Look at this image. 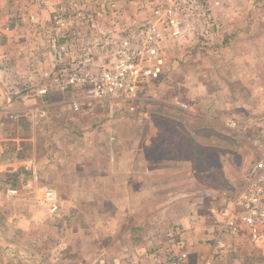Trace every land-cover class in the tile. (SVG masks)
<instances>
[{"label": "rangeland", "instance_id": "374dc122", "mask_svg": "<svg viewBox=\"0 0 264 264\" xmlns=\"http://www.w3.org/2000/svg\"><path fill=\"white\" fill-rule=\"evenodd\" d=\"M51 1V5L45 6L44 0H15L14 5H12L13 2H9L0 12V65H3L4 68L9 67L8 64H14L18 69L34 66L41 69V72L38 71L36 73L35 83L39 85L35 88L33 83L34 79L28 80L27 73H21L23 71L20 73L13 70L1 72L0 75L2 78L0 82L4 83V90L0 89V91H2L3 94L10 91L9 93L11 95L15 93V95L22 98L24 96L39 94V96L35 98L37 101H42L45 98L43 95L46 94L41 92V90L48 87V92L50 91L48 98L55 102H63L61 104L52 105L51 109H49L47 120L43 117L39 119L36 124L39 147L42 151L46 152L40 156L42 169H45V163L48 161H52L55 166L46 174L43 173L41 177H38L36 182H32L31 184L29 180H26L23 181L22 186L26 188V191L30 190L31 195L33 193V195L39 197L40 204L42 205L41 208H44L47 213L50 212L49 221L45 219L47 217L45 214L39 216L42 218V223H48L55 228L58 226L56 229L57 232L56 230H54V233H51L50 230H41L40 234L38 233L41 238L37 247L38 250L40 247V250H44L47 243H50L47 244V246L50 247L52 244L54 245V242H58V240L61 241V239L69 235L66 231V227L72 228L79 223L89 225V228H87L88 231L85 233L84 248L86 250L90 249L94 237L95 241L100 239V246H102V248L105 244L106 248L110 249L114 247L113 240L118 236L123 239L124 235L123 233H109L103 228V226L107 228L109 217L105 218L100 215V217L95 216L92 212L88 217H76V213L74 214L76 210L69 206L76 205V203L79 202L81 205L83 203L86 204L85 207L89 210L92 209V211H95L94 209L97 207L96 200L93 198V189H91L93 181L90 183L91 187H85L88 189V193L85 194L88 199L68 198L69 195H75V193L76 197L84 194L78 189L76 181H73V184L68 181V175H72L73 177H76V175L73 174L74 171L72 167L68 168L67 165H64V162L69 161L66 160V158L69 157L67 150L75 149L77 146H80V150L89 151L93 145V132L101 128L104 123H108L109 120L114 119L117 123L115 125L116 131L120 134L122 141L127 140L135 144V146L137 144L141 145L142 142L140 141H142V139H144V144L146 140L149 141L150 145L153 147H146L144 151L149 159L153 160L157 158L155 149L157 145L156 135H163L162 131H165L167 136L163 135V137H161V143L165 139V144L170 150L174 149L175 144L178 149L176 153H179L181 157H184V154L188 156V148H185V139H187L185 138V134L188 133L189 129H192V111L205 112V110H209V105L212 102L214 103V109L215 107H221V100L224 102V108H222L223 116L234 114V116H237L242 121L251 125L246 131L247 134L257 132L259 129H254L255 124L252 125V123H255L258 121L257 119L259 117L264 115V0H260V4L256 3L254 8L240 9L226 7L221 9L219 12L221 19L218 29L214 28L212 25L214 24L217 26L216 19L214 18L215 22L210 20L209 15L211 14H209L208 8L206 12H201L199 15L192 13V16L186 17V20H189L188 18L191 19L189 22H186V25L184 24L181 27L183 29L177 36L172 34L171 28H168L165 34H162L164 37L163 54L166 61L164 74L158 81H155L147 87L138 99L131 102H119L114 107L109 108L105 106L97 107V105H84L78 110L74 109L73 104L70 106L69 100L72 101V99L76 97H83L84 94L81 89L77 87L70 90L64 88V84L61 82L63 75L65 76L64 70L71 69L70 74L71 77L74 78L76 70L75 65H78L79 62L84 59V54L88 49L92 51L96 49L97 60L101 59V51L95 48V44L102 39V33L106 31L105 29L113 25V20L119 21V19H123L126 21L130 19V17L134 18L137 16L134 15V13L137 14L141 11H144L143 17L145 18L141 17L140 20H147L150 16H156L153 5L161 0ZM241 10H245V13H240ZM148 11H150V13ZM243 14H245V17H243ZM182 15L184 14H180L181 17ZM235 18H237V21H232V19ZM255 18H257L260 23H250ZM160 19L161 18L154 19V24L161 33L162 22ZM24 27L26 29L25 31H27L28 28L31 29L33 35L32 44L38 46L37 50L33 48L34 52H37V58L39 59V62L36 64H33L32 61L28 62L27 57H17L16 54H14V56H5L7 52H17L16 49L12 48L18 42L13 38V33H15V35L19 34V32L22 31H20V29ZM24 38V41L27 42V37ZM48 43H51V46H49ZM44 45L47 46V51L51 50L52 59L50 64L48 61L49 57H47V64L44 58ZM65 53L66 55H62V60H60V54ZM93 55L94 54H92V56ZM213 61L215 62L214 67L224 69L222 73L223 78L227 76L233 78L236 74L241 78V74L245 72V78L251 81V85L243 88H232L229 86L225 88H209L210 91H215L217 95L213 101H208L209 104H204L206 101L204 94L208 89L203 85H197V82L196 85L192 84V77L198 78L199 81L204 77L210 78L211 73L206 72L204 69L208 65H212ZM240 64L244 65V67L240 66ZM225 67H228V70H226ZM45 69H47L46 74L44 73ZM259 77L262 81L260 87L258 85L260 83ZM23 79L26 81H22ZM240 81L243 82L244 80L241 79ZM6 85H8L7 88ZM34 90L35 92H33ZM231 90H238L239 93H241L240 97L243 102L240 103L238 107L232 106V104L224 98L232 97ZM2 93L0 92V96ZM229 94L231 95L229 96ZM195 97L196 99L200 97V100H195ZM208 98L211 99L212 97ZM22 103L26 105L25 102ZM207 113L210 112L208 111ZM218 113L221 114L220 112ZM196 126H198V124ZM49 132L55 133V136L51 138L48 136ZM210 132L211 131H208L207 133ZM178 133L182 135L178 137L179 141L176 142L173 139L177 137H173L172 135ZM207 133H205V136ZM196 139L198 140V137ZM51 142L54 143L52 146L53 153L49 152ZM201 143L203 144L204 142L201 141ZM57 148L59 150H64L65 153L58 155L56 151ZM169 149H164L163 147L162 155L164 158H170L169 155H173L169 153ZM69 153L71 157L72 152L69 151ZM74 155L76 154L74 153ZM191 158L192 153L191 157L186 161ZM30 163H32V161H29L25 166L28 172H31L30 169L34 168V164H31L30 168ZM168 164L172 166L171 162ZM57 167L60 169L58 170ZM247 167L248 164L245 165V171ZM156 169V167H152L151 173H154L152 171H156ZM172 170L174 171L177 169L159 168V172H162V174ZM180 170L182 172L181 177L186 178V181L191 183L192 167L185 166L182 169L180 168ZM37 171L39 172L38 168ZM64 171L65 173L62 175ZM193 171L199 173V171L195 169H193ZM247 171L243 175L244 178ZM122 172L121 177H123L124 172H126V168L123 169ZM4 177V180H0V196L4 194L5 197H8L9 194L13 196L17 191L20 193L23 192V187H21L22 191H20V189L12 186L14 185L13 181H8L6 179L9 178L8 172L5 173ZM90 178L94 179V174H90ZM244 178H242L237 187L228 192V196L234 195L242 188ZM187 182L184 186L182 185V191ZM118 186H121L123 191V183ZM95 190L96 189H94V193L96 192ZM50 192L53 194V199L48 200L46 198H48ZM57 195L60 196L61 200ZM108 204L109 203H107V206ZM118 204L124 207L123 202L120 200ZM65 205L69 206V213H66L67 207ZM214 207H212L210 212L207 213V216H205L211 224L213 221L211 216L212 209ZM11 211L13 214H11ZM11 211L6 210V214L0 211V223L5 221L4 223L10 224L12 222V217H14L16 212H20V209L12 208ZM147 217L148 216H143L144 222L147 221ZM28 218L29 217H26L24 219V217H21L20 220H22V223L20 222V225H28V223H30L28 222ZM139 222L140 219L138 217H132V220L128 217L127 221L122 219L120 224L123 226ZM92 225L98 228L102 227L101 232L97 230L93 231L91 228ZM207 227L208 229L211 228L210 225ZM168 229L158 236L155 234L159 239L162 238L163 235L166 242L151 243V245H146L151 247H144L143 250L137 245L139 248L136 249L134 253L128 254V257L125 259L126 261L117 262V264H150V262H146L144 256L147 257V253L149 254L155 250L161 251L164 256L168 253L176 256L182 255L184 256L183 260L186 264H200L192 259V249L185 246L182 238L184 233L178 230L170 232ZM6 234H9V236H4L3 238L7 241H13L15 239V233L6 232ZM24 234L22 238L18 236V243L21 242L27 245V238L32 236V233L26 231ZM207 234L209 233L207 232ZM87 237L90 240L89 242ZM214 240H216V233L214 237L209 240L212 244L211 257L207 260V263L204 264H264V233L259 238L254 239L249 235L248 231L243 228L239 233H225L221 237V243L216 247L213 245ZM121 245L123 247L122 252H124L126 247L125 242ZM7 250L8 249L4 247H0V264H35L27 257L20 258L14 256V260H12V255H14L15 252ZM34 250H36V248H32L29 245L26 246V250L23 252L30 255ZM58 252L60 254L59 249H57L55 254H58ZM112 252L113 250L110 249L107 254L110 255ZM140 256H142L141 260L144 259L143 262L131 263V259H137ZM108 257L107 255V257L102 258V263L100 264H115L114 260L117 257H114L113 261H110ZM119 259L122 258L119 256L117 260Z\"/></svg>", "mask_w": 264, "mask_h": 264}, {"label": "crops", "instance_id": "0c3cea01", "mask_svg": "<svg viewBox=\"0 0 264 264\" xmlns=\"http://www.w3.org/2000/svg\"><path fill=\"white\" fill-rule=\"evenodd\" d=\"M259 1L260 0H205L209 14H211L209 15L210 20L214 21L216 19L217 26L212 24L216 29L219 28L218 25L221 19L219 12L221 9L226 7L240 9L254 8L256 3L260 4ZM241 11L240 13H245V10ZM143 12L144 11L138 12L139 14L134 13V15H137L135 18L140 19L143 17ZM148 12L150 13V11ZM244 15L245 14H243V17H245ZM161 16L164 17L165 14L163 13ZM172 16L178 17L177 14H173ZM151 17L152 16L149 18ZM232 21L236 22L237 18L232 19ZM122 22H124L123 19ZM161 22H164V20H161ZM250 23L258 24L260 22L255 18ZM25 30L24 27L20 29L21 32H19V34L15 35V33H13V38L18 42L12 48L16 49L17 52H7L5 56H14V54H16L17 57H27L28 62L32 61L33 64H36L39 62V59L37 58V52H34V50H37L38 46L32 44L33 35L31 29L28 28L27 31ZM24 37H27V42L24 41ZM45 45L43 46L44 58L47 64V57H49L48 61L50 64L52 59L51 50L47 51V46ZM48 45L51 46V43H48ZM214 64L215 62L213 61L212 65H208L204 69L206 72L211 73L210 78L204 77L199 81L198 78L192 77V84L196 85L197 82V85H203L208 89L204 94L206 98L204 104H209L208 101H213L217 95L215 91H210L209 88H225L226 86L243 88L251 85V81L245 78V72L241 74V78H239L237 74L233 78H230V76L223 78L222 73L224 69L214 67ZM8 65L9 67L5 68L3 65H0V73L6 70H13L18 73L23 71L21 73H27L28 80L34 79V88L39 85L35 83V78L36 73L41 69H38L36 66L26 67L27 69H18L14 64ZM240 66L244 67L242 64H240ZM225 69L228 70V67H225ZM44 73H47V69H45ZM1 78L2 76L0 75V80ZM241 79L244 81H240ZM22 81L26 80L23 79ZM3 84L4 83L0 82V89L4 90ZM258 85L259 87L262 85L261 78ZM7 87L8 85H6V88ZM0 92L2 93V91ZM9 92L4 93L5 95L2 93L0 96V180H4L5 173L8 172L9 178L6 179L8 181H13L14 185L12 186L22 191L21 187H23V181L29 180L32 184V182H36L38 177H41L43 173L46 174L55 166L52 161H48L45 163V169H42L40 156L46 152L42 151L39 147L36 124L38 120L43 117L47 120V115L52 105L61 104L63 102H55L49 99L48 94L50 91L46 93V95H43L45 98L42 101H37L35 98L36 96L38 97L39 94L24 96L22 98L15 95V93L11 95ZM33 92H35V90ZM230 92L232 97L224 98L227 99L232 106L238 107L239 104L243 102L240 97L241 93H239L238 90H231ZM231 94H229V96ZM208 97L212 98L209 99ZM194 99L200 100V97L197 99L195 97ZM75 100L80 104L79 109L84 105H97V107L105 106L109 108L122 102H98L85 99L84 97H76ZM22 102H25L26 105H23ZM69 103L71 106L72 101L69 100ZM220 103L221 107H215V109L214 103H210L209 110H205L206 113L202 111H192V129H189L188 133L185 134V138H187L185 139V148H188V156L184 154V157H181L179 153H176L178 149L175 144L174 149L170 150L165 144V139L161 143V137H163V135L167 136L165 131H162L163 135H156L157 145L155 149L157 158L153 159V161L149 159L146 152H144L146 147H153L150 145L149 141L146 140L144 144V139H142V141H140L142 144H137L136 146L127 140L122 141L120 134L116 131L115 125L117 123L114 119L109 120L108 123H104L101 128L93 132V145L89 151L80 150V146H77L75 149L67 150L69 157H67L66 160L69 161L64 162V165H67L68 168L72 167L74 171L73 174L76 175V177L68 175V181L71 184L74 183L73 181H76L78 189L84 194L76 197L75 193V195H69L68 198L88 199L85 195L88 193V189L85 187H91L90 183L93 181L91 189H93V194L95 195H93V198L96 200L97 205L94 209L95 211L86 208V204L84 203L81 205V203L77 202L76 205H69L70 208L76 210L74 211L76 217H88L91 212L95 216L100 215L105 218L109 217L108 229L106 226H103V228L109 233H123L124 235L123 237L125 239L118 236L113 240L114 247L110 248L113 250L110 255L107 254L110 249L106 248L105 244L102 248V246H100V239L95 241V237L92 239L93 243L90 249L86 250L84 248L85 233L88 231L87 228H89V225L82 223L76 224L72 228L66 227V231L69 233L67 237L61 239V241L58 240V242H54V245L52 244L50 247L47 246V244L50 243H47L44 250H40L41 247L38 250L37 247L41 240L38 233L40 234L41 230H50L51 233H54V230H56L58 226L55 228L48 223H42V218L39 216L45 214V216H47L45 219L49 221L50 212L48 211L49 213H47L44 208H41L42 205L40 204L39 197L33 195V193L31 195L30 190L26 191L25 187H23L22 193L19 191L15 192V196L11 194H9L8 197H5L4 194L0 196V211H2V213L6 214V210L11 211L12 208L20 209V212H16L14 217H12V222L10 224L4 223L5 221L0 223V247L8 249L7 251L15 252V254L12 255V260H14V256L20 258L27 257L35 264H100L102 263V258L107 257V255L110 261H113L114 257L118 258L120 256L122 259L117 260L116 258L114 260V263L117 264V262L126 261L125 259L128 257V254L134 253L139 247L143 250L144 247H151L146 246L149 244L151 245V243L166 242L163 235L162 238L159 239L155 234L157 236L163 234L162 232L167 231L169 227L168 230L170 232L178 230L184 233L182 237L183 241L187 248L192 249V259L194 261L200 264L207 263V260L211 257L212 244L209 240L214 237V222L212 221L211 224L205 216H207V213L210 212L212 207L221 205L228 197V192L239 185L242 178H244V173L250 168L251 162L255 158V154L246 140V136L249 137L246 131L251 125L242 121L237 116H234V114L223 116L222 108H224V102L221 100ZM208 111L210 113H207ZM257 120L258 121L255 123H252V125L255 124L254 129H263L264 115ZM232 123L234 125H232ZM197 124L198 126H196ZM208 131L211 132L207 133ZM205 133H207L206 136ZM54 134L53 132H49L48 136L52 138V136H55ZM180 135L182 134H173V137H177L173 140L178 142V137ZM197 137L198 140L196 139ZM201 141L204 143L202 144ZM53 144L54 143L51 142L49 148V152L51 153L54 152L52 147ZM163 147L164 149H169V153L173 154L169 155L170 158H164L162 155ZM56 151L58 155L65 153L64 150H59L58 148ZM69 151L72 152L71 157ZM74 153L76 155H74ZM191 153L192 158L186 161L191 157ZM29 161H32V163H30V168L31 164H34L35 168L30 169L31 172H28L25 168ZM169 162H171L172 166H169ZM247 164L248 167L245 171V165ZM185 166L192 167L191 183H188L186 178L181 177L182 172L180 168L182 169ZM152 167L157 168L156 171H152L156 174L151 173ZM125 168L126 172H124L123 177H121V172ZM159 168H173L177 170L162 174V172H159ZM57 169L59 170L60 168L57 167ZM193 169L199 171V173L193 171ZM64 173L65 171L62 172V175H64ZM90 174H94V179L90 178ZM186 182L188 189L185 186L182 191V185L184 186ZM121 183H123V191L121 186H118ZM94 189H96L95 193ZM57 197L61 200L60 196L57 195ZM119 200L123 202L124 207L118 204ZM107 203H109L108 206ZM65 206L67 207L66 213H69V206ZM11 214H13L12 211ZM143 216H148L146 222L143 221ZM21 217H24V219L29 217L28 222L30 223H28V225H20L22 223V220H20ZM128 217H130L131 220L132 217H138L140 222L122 226L120 224L122 219L127 221ZM208 225L211 226L210 229H208ZM91 228L93 231L97 230L98 232H101L102 229V227L98 228L94 225H92ZM26 231L32 233V236L27 238V245L21 242L18 243V236L22 238ZM6 232L15 233V239L13 241L4 239V236H9ZM207 232L209 234H207ZM87 240L88 242L90 241L88 237ZM123 242L126 244L124 252H122L123 247L121 245ZM29 245L32 248H36L30 255L24 253L26 246ZM137 245H139V247H137ZM173 247L179 248L177 246ZM57 249L60 250V254L59 252L55 254ZM141 258L142 256L137 259H131V263L143 262L144 259L141 260Z\"/></svg>", "mask_w": 264, "mask_h": 264}, {"label": "built area", "instance_id": "2783aa9c", "mask_svg": "<svg viewBox=\"0 0 264 264\" xmlns=\"http://www.w3.org/2000/svg\"><path fill=\"white\" fill-rule=\"evenodd\" d=\"M9 2L15 4V0H0V12ZM44 4L49 6L52 1L44 0ZM153 6L156 16L147 20L135 17L124 22L122 19L113 20V25L105 29L102 39L95 44L102 58L97 60L96 49H88L84 59L75 65L74 78L71 77V69L64 70L65 76L61 80L64 88H80L83 97L88 100L131 102L158 81L164 74L166 64L162 34L171 28L172 34L177 36L183 29L181 27L191 19L186 20V17L192 16V13L199 15L206 12L207 6L205 0H161ZM163 13L164 17L161 16ZM180 14L184 15L181 17ZM158 18L164 20L161 33L154 24V19ZM60 55L62 60V55L66 53ZM41 92L48 93V87ZM72 104L75 110L79 109L80 104L75 98ZM246 140L255 158L246 173L242 188L212 209L215 247L227 232L235 234L245 228L254 239L264 233V128L249 134ZM46 199H53L52 192ZM147 255L144 258L150 264H186L182 255L168 253L164 256L159 250Z\"/></svg>", "mask_w": 264, "mask_h": 264}]
</instances>
